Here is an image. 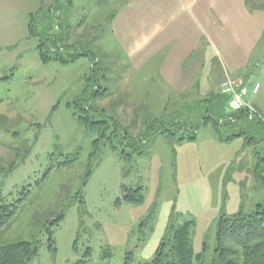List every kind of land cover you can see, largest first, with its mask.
Here are the masks:
<instances>
[{"label":"rangeland","instance_id":"rangeland-1","mask_svg":"<svg viewBox=\"0 0 264 264\" xmlns=\"http://www.w3.org/2000/svg\"><path fill=\"white\" fill-rule=\"evenodd\" d=\"M131 1L0 0V162L8 166L17 150L27 149L13 172L0 174L2 197L18 198L57 160L76 157L54 171L43 189L33 190L24 212L2 233L41 240L29 264H124L127 256L134 264L150 262L187 222L193 223L195 253L205 252L209 264L219 218L264 205V180L256 174L264 156V0H247L261 28L255 49L260 59L227 77L219 54L205 41L179 75L165 70L167 52L136 65L137 57L114 34V18ZM241 31L252 29L246 24ZM42 53L70 61H44ZM249 70L261 85L250 102L263 121L240 117L233 127L224 123L223 138L241 135L220 140L214 121L226 122L235 113L220 87L227 78L234 91L243 87L250 98L258 81H244ZM170 73L177 75L171 79ZM181 77L187 86L178 82ZM89 106L91 112L84 110ZM88 115L109 120L112 129L119 123L126 141L138 143L115 142L118 149L102 144L97 151V133L80 120ZM123 149L133 152L132 160L119 154ZM137 188L142 202L122 199ZM63 209L53 252L42 234L46 228L32 216L38 213L47 224Z\"/></svg>","mask_w":264,"mask_h":264},{"label":"trees","instance_id":"trees-1","mask_svg":"<svg viewBox=\"0 0 264 264\" xmlns=\"http://www.w3.org/2000/svg\"><path fill=\"white\" fill-rule=\"evenodd\" d=\"M29 31L32 35L36 33L33 22H30L29 24ZM44 46L45 44L43 43L39 45L41 49H43ZM81 54L85 53H80L79 55ZM42 58L44 61L50 59L61 60L65 63L70 61V59L65 58L61 54L50 56L46 53H42ZM74 58L75 55H73L71 60ZM97 91L98 90L94 91L93 96ZM84 110L91 112L92 107L89 106L86 109L84 108ZM231 117L235 120L232 121ZM240 117L250 119L246 111L242 110L235 112L226 122L225 120L214 121L213 128L216 134H220L218 137L220 140H231L241 135L239 133H232L226 138H223L220 127L224 123H226L228 127H233L234 123H236ZM211 118L212 116L208 115L203 124H209ZM257 119L259 122L263 121L260 112L257 113L253 120ZM80 120L85 124L88 131L97 133L96 138L93 140V145L97 151H99L102 144L110 145L113 149H118L115 142L129 146H135L138 143L136 142L137 140H132L131 143L126 141L127 133L121 129V126L117 122V126L112 129L110 121L106 119H94L88 115L82 116ZM119 133L121 136L120 141L117 139ZM189 138L194 139L195 136H189ZM26 152L27 149L22 151L17 150L16 159L8 166H4L0 162V174L7 176L13 172L22 163ZM138 153L141 154L142 151H139ZM119 154L127 160L133 159V152H129L128 150L123 149L119 151ZM75 160L76 157H69L64 161L57 160L47 168L41 178L35 182V185L28 184L23 186L19 190V197L16 199L8 201L5 197H2L0 189V264H29L36 256H38L41 240L31 241L22 238V236L16 238H3L2 233L13 226L16 220L24 212L28 205L30 195L33 194V190L37 191L38 189H43V185L49 181L54 171L72 165ZM256 174L264 180V156L260 157L256 167ZM84 184L86 185L87 182H84ZM131 192L132 193L129 195H124L122 199L128 202L143 201L142 188L133 189ZM13 193L14 190H11L8 195H12ZM81 199L83 200L84 198L82 197ZM122 199H119L118 202ZM29 204H31V200ZM256 207L257 208L250 213L239 210L232 215L223 214L221 218H219L216 230L217 244L214 249L215 255L209 264H264V205L259 203ZM37 214L32 216V219L35 221V224L38 221L36 225H40L41 228H46L42 231V234L47 236L48 249L53 252L57 251L54 239V228L59 226L63 221L66 211L63 209L47 224H45V221H42V218L38 217ZM192 227V222H187L185 225L178 227L168 239V243L163 242L160 244L156 251L155 258L152 261L140 264H208L205 260V252L199 254L195 253ZM39 232H41V230L38 229L36 233ZM206 249L207 245L204 246V251ZM90 254L91 248L88 247L85 257H88ZM78 264H87V260H79ZM124 264H134L132 262V256H127Z\"/></svg>","mask_w":264,"mask_h":264},{"label":"crops","instance_id":"crops-1","mask_svg":"<svg viewBox=\"0 0 264 264\" xmlns=\"http://www.w3.org/2000/svg\"><path fill=\"white\" fill-rule=\"evenodd\" d=\"M247 3V0H132L114 18V34L137 57L136 65L167 52L165 70H176L178 75L205 41L219 54L224 77L225 72L235 74L247 65L255 66L260 59L255 49L261 28ZM246 24L251 26V34L242 33ZM233 38L235 41L231 43ZM177 74L170 73L171 79ZM179 81L182 87L189 84L186 78ZM244 81L258 80L252 78L249 70L244 73Z\"/></svg>","mask_w":264,"mask_h":264},{"label":"built area","instance_id":"built-area-1","mask_svg":"<svg viewBox=\"0 0 264 264\" xmlns=\"http://www.w3.org/2000/svg\"><path fill=\"white\" fill-rule=\"evenodd\" d=\"M222 88L224 92H227L231 96V105L233 106L234 109H242L246 106L245 100L243 99V93L245 89H242L240 93L237 91H234V85L231 80H226L222 84ZM260 88V83L255 84L253 87V93H257ZM237 92V93H236Z\"/></svg>","mask_w":264,"mask_h":264}]
</instances>
